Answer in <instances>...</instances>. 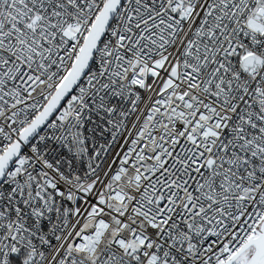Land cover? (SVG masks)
I'll return each mask as SVG.
<instances>
[{"label":"snow or ice","instance_id":"obj_1","mask_svg":"<svg viewBox=\"0 0 264 264\" xmlns=\"http://www.w3.org/2000/svg\"><path fill=\"white\" fill-rule=\"evenodd\" d=\"M0 264H264V0H0Z\"/></svg>","mask_w":264,"mask_h":264}]
</instances>
